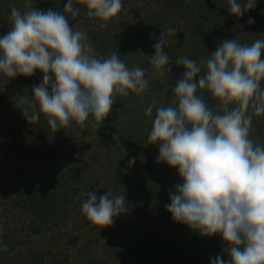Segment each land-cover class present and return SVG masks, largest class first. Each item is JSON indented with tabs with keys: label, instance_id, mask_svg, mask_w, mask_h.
<instances>
[{
	"label": "clouds",
	"instance_id": "obj_1",
	"mask_svg": "<svg viewBox=\"0 0 264 264\" xmlns=\"http://www.w3.org/2000/svg\"><path fill=\"white\" fill-rule=\"evenodd\" d=\"M85 4L88 16L102 21V28L123 7L122 0H85ZM228 7L240 17L255 7V0H228ZM26 8L11 9V27L0 37V74L11 78L31 76L36 70L43 73L31 98L18 101L27 105L21 112L29 123L44 115L55 132L72 121L83 127L91 116L96 127L110 113L115 95L147 89L143 68H129L116 51L98 58L86 43V34L73 30L66 15L79 13L73 0H67L63 12L36 10L32 4ZM176 32L166 30L170 35ZM166 33L161 32L153 45V77L171 71L172 61L164 51ZM262 53L264 39L251 45L235 38L224 40L203 62V75L195 60L179 57L175 64L185 72L173 87L176 106L157 107L153 101L144 112L152 116L155 109L147 143L159 144L157 162L177 168L183 181L169 193L166 210L174 221L204 236L219 234L230 245L226 250L230 259L216 256L211 264H264V144L249 138L253 115L264 114ZM198 89H206L219 101L216 112L196 94ZM134 163L135 158L129 160V166ZM81 196L86 197L81 201L82 214L97 226L112 225L114 217L127 211L124 193L108 191L98 197L92 191ZM7 248L0 244V251Z\"/></svg>",
	"mask_w": 264,
	"mask_h": 264
},
{
	"label": "trees",
	"instance_id": "obj_2",
	"mask_svg": "<svg viewBox=\"0 0 264 264\" xmlns=\"http://www.w3.org/2000/svg\"><path fill=\"white\" fill-rule=\"evenodd\" d=\"M22 1L24 0H0V37L11 27V9L16 7L21 12L27 10ZM38 1L42 5H34V9L40 11H59L67 3V0ZM59 1H62L61 5ZM178 1L122 0L121 12L107 22V28H102V21L88 16L85 0H73L74 9L79 10L74 21H80L78 24L83 26L82 32L86 34V41L98 58H107L116 51L126 66L135 63L144 69L150 63V56L154 54L153 45L161 32L166 33L168 28H175L176 35L166 33L167 43L164 45V51L170 53L169 58L173 61L172 67H178L175 60L179 57H193L201 66L199 75H203V62L210 58L221 43L214 35L215 28L210 24V21H215L216 16L212 12H215L217 4V13L224 12L226 17L229 10L228 0H200L199 4L192 5L189 14H184L188 15L185 23L189 25L186 38L180 31L178 19L167 15L170 10L179 6ZM182 6L187 10L189 5L184 2ZM254 8L250 10V15L254 16L256 24L242 22L249 26L245 28L249 31L244 35L264 25V0H255ZM82 12L86 14L85 17ZM238 30L241 32V29ZM245 40L249 45L253 43ZM237 41L242 42L243 39L239 38ZM128 54L138 56L132 59V55L129 58ZM42 77L43 73L39 70L34 71L31 76L17 75L10 78L0 74V153L12 154L17 158L9 179L3 181L5 175L0 171V182L3 183L0 185V244L8 245L7 251H0V256L13 255L17 264H150L151 255L159 251L153 244L158 245L160 235L143 234L138 239H135V235H130L122 243L116 242L110 248L105 246L104 253L112 257V261L85 256L80 259L72 258L70 261L67 251L52 250L49 246L40 251L33 247L50 226H62L73 218L87 220L81 211V201L86 197L81 196V193L103 190V194L108 191L114 194L122 191L126 201L133 194L132 190H139L135 185L145 186L144 181L140 184L133 181L132 177H136L134 168L140 165L141 170H146L159 164V144L147 143L153 118L145 116L142 109L138 112L140 104H129V100H124L127 96L115 95L110 113L96 127L92 126L91 116L83 127L72 121L67 127L55 132L49 127L44 115H40L38 122L29 123L21 112L27 105L19 104L18 101L21 97L31 98L32 88L41 83ZM195 79L198 77H194ZM261 87L264 88V80H261ZM168 93L173 102L171 105L175 107L177 102L173 87L168 88ZM196 94L202 97L210 109L217 111L219 101L210 92L198 89ZM235 106L229 105L230 108ZM260 127L264 130V125ZM80 146L83 147L79 150ZM97 150V154L93 153ZM90 158L96 162L93 168H90ZM132 158H135V163L129 166ZM121 172L123 173L120 176ZM177 177L181 180L179 175ZM78 196L80 200L76 199ZM122 220L116 218L114 223ZM125 224L131 226L132 220L127 219ZM76 225L77 223L74 224L77 230L80 226ZM123 232L128 233L125 228ZM185 238L186 241L179 244L175 253L167 256L166 262L211 264V259L216 254L210 247L203 249L204 245H208L204 235L193 230ZM87 239L88 245L85 247L90 249L92 238ZM113 249L116 250L113 252Z\"/></svg>",
	"mask_w": 264,
	"mask_h": 264
},
{
	"label": "rangeland",
	"instance_id": "obj_3",
	"mask_svg": "<svg viewBox=\"0 0 264 264\" xmlns=\"http://www.w3.org/2000/svg\"><path fill=\"white\" fill-rule=\"evenodd\" d=\"M22 2L24 6L32 4L33 8H35V6H38L39 4L42 5V3H40V1L38 0H35V3L29 2L28 0H24ZM178 2H180V4H177L179 6H177L173 10H170L169 14L167 15L170 17L174 16L175 20L178 19V26H180V31L183 32V36L186 38V32H188L187 28L189 25L188 23H185L187 22L188 15L184 14H189V9L192 8L191 6L197 3L199 4L200 0H179ZM184 2L190 6H188L187 10H185L186 7L182 6ZM59 4L61 5L62 1H59ZM63 9L64 7L59 11L63 12ZM180 9L183 11H180ZM250 10L246 11L244 15L240 17L231 14L228 10L227 16L225 17L224 12L223 14L222 12L217 13L219 9H217V4H215L214 11L216 13L212 12L216 14V16L214 17L215 21H210V24H212V26L215 28L214 35H216L219 42L222 43V41L224 40L233 38L238 40L240 38L243 39V41L239 43L245 44L247 43L245 39H247L248 42L249 40H251V42H254L257 39H264V25H262V27H258V30L251 31L247 35H244L249 31V29L245 28H248L249 26L243 25L242 22H247L249 18H252L254 20L253 24H256L254 16L250 15ZM254 10H257V8H254ZM66 15H68L69 25L73 27L74 31L83 30V26L81 24H78L80 21L75 22V17H73L70 13H66ZM82 16L85 17L86 14L82 12ZM262 22L264 23V17ZM239 25H242L243 27H238ZM238 29H241V32ZM255 29H257V26ZM86 43L89 45L87 41ZM131 55L132 54H128V57L130 58ZM136 55L137 54H133L132 59L138 56ZM198 55L196 56V60H198ZM172 64L173 61L172 63H170V65H168V67L171 69L169 73H165L163 77H153L154 69L149 63V65L145 67L146 69L143 68L145 70V76L149 80L147 89L141 94H136L129 91L127 97L124 100H129V104H140L137 108L138 112H140L141 109L145 111L147 106L153 101L156 102L157 107L172 106L171 104H173V102L171 101V96L167 95L169 94L168 88L174 87L176 82L180 79L182 73L185 72L184 68H178L183 66L173 68ZM127 66L129 68H134L138 65L132 63ZM252 111L253 109L250 107L249 112ZM213 112H216V109H213ZM154 116L155 109H153L151 117L154 119ZM261 125H264L263 115H253L249 138L258 144H264V130L262 127H260ZM97 136H99V133ZM82 147L83 146H80L78 147V149L80 150ZM97 152L98 150L94 151L93 153L97 154ZM87 153H89V151ZM87 153L85 154L87 155ZM15 159H17L16 156L12 154L3 155L2 152L0 153V171L1 174L5 175V179H3V181L11 177L10 174L13 172ZM91 161L92 163L90 164L92 165L90 168H93L96 166V162L90 158V162ZM87 162H89V160ZM157 166L154 167L152 165V167H149L146 170H143V168L141 170L140 165L134 168L136 177H132L133 181H136V184H140L144 181L143 183H145V186H142V184L140 186L135 185L139 190H132L133 194L131 195V197L128 196V198L126 199L127 211L122 213L121 215L114 217V222L116 218L120 220L123 219L122 222L113 223L112 225L101 227L92 224L88 219L80 221L81 219L77 220V218H73L74 220H67L66 223L62 226L59 224L50 226V229L43 233L40 238H38L33 247L40 251L45 250V247L47 248V246L51 247L52 250L61 249L67 251L69 254L68 259H70V261L72 258L80 259L84 258V256L85 258L99 257L102 261H112L114 259L112 257L106 256V254L104 253L105 246L110 248L116 242H118V244L122 243L126 241L125 238H129L130 235H135V239H138L143 234L152 236L160 235L161 238L158 245L153 244L154 247H158L159 251H157V253L154 252L153 255H151L152 261L150 259V264H171L170 262H166V258H168L167 256L169 254L172 256L173 252L175 253L179 244H183L186 241L185 237H187V235H189L190 232L193 231V229H190L186 224L174 221L171 213L168 212L165 207L170 203L169 193L171 191H174V186L178 183L183 182L182 179L180 180L177 177L178 169L171 168L164 162H159ZM122 173L123 172H121V174L119 175L121 176ZM129 173L131 172L129 171ZM145 176L146 178L144 179ZM2 184L3 183L0 182V185ZM99 184L102 185L101 182H99ZM153 185H155L156 187L152 188L151 186ZM102 191L103 190H97L96 194L98 197L103 194ZM12 192H14V188ZM122 193V191H116L113 195H119ZM127 219L132 220L131 226L125 224ZM76 223V226H80V228L77 230L74 226V224ZM124 228L128 233L123 232ZM88 237L92 238L90 249L88 247H85L86 245H88ZM204 237L207 239L208 245H204L203 249L206 250V248L210 247L215 251V256L222 255V258L225 261H228L230 259L226 251L230 247V245L228 244V242L224 241L219 234H212L211 236ZM106 243H109L107 244L108 246L106 245ZM115 250L116 249H113L112 251L114 252ZM12 256L13 255L0 256V263L17 264L16 259Z\"/></svg>",
	"mask_w": 264,
	"mask_h": 264
}]
</instances>
